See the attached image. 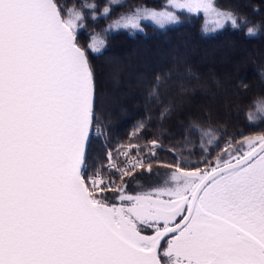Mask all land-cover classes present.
I'll list each match as a JSON object with an SVG mask.
<instances>
[{"label":"snow or ice","instance_id":"obj_1","mask_svg":"<svg viewBox=\"0 0 264 264\" xmlns=\"http://www.w3.org/2000/svg\"><path fill=\"white\" fill-rule=\"evenodd\" d=\"M170 3L240 27L214 0ZM141 19L178 21L174 11L136 8L109 28L139 29ZM83 20L58 0H0V264H264V134L229 141L187 168L181 158L164 164L163 186L135 194L125 178L152 172L157 139L143 145L147 153L131 143L108 150L106 164L86 173L90 133L103 134L89 50L104 41L92 35L82 46ZM199 131L212 145L215 133Z\"/></svg>","mask_w":264,"mask_h":264},{"label":"trees","instance_id":"obj_2","mask_svg":"<svg viewBox=\"0 0 264 264\" xmlns=\"http://www.w3.org/2000/svg\"><path fill=\"white\" fill-rule=\"evenodd\" d=\"M165 1L58 0L65 15L68 9L84 14V27L78 29L82 46L92 35L104 41L98 52L89 50L96 93L94 123L103 134L93 128L86 173L95 172L106 162L107 151L115 154L121 145H141L144 153L148 149L143 145L152 139L163 146L152 160L151 173L138 171L125 178L126 190L133 194L159 185L166 176L161 175L163 165L177 158L188 161L187 168L212 160L229 141L264 134V111L258 108L264 104V0H214L217 8L236 14L239 28L208 30L203 13L189 12H180L176 23L164 27L142 22V29L135 32L109 28L121 15L141 6L160 7ZM105 6L111 10L106 16ZM257 23L260 31L247 35V28ZM157 53L167 60L156 59ZM141 123L144 127L133 135ZM199 129L215 133L212 145ZM168 149H175V156ZM104 171L118 179L115 170Z\"/></svg>","mask_w":264,"mask_h":264},{"label":"rangeland","instance_id":"obj_3","mask_svg":"<svg viewBox=\"0 0 264 264\" xmlns=\"http://www.w3.org/2000/svg\"><path fill=\"white\" fill-rule=\"evenodd\" d=\"M139 8H147V9H155L156 11H164V10H167V11H174L175 12V14L177 15V17H178V14L180 13V12H188L186 9H177V8H175L171 3H170V0H166L165 2H164V4L162 5V6H160V7H147V6H141V7H139ZM135 11H133V12H131V13H134ZM131 13H128V14H131ZM190 13V12H189ZM197 13H203L202 11L201 12H197ZM128 14H126V15H128ZM204 14V13H203ZM204 16H205V27H206V29H208V30H212V31H216V30H219V29H221L222 27H218L217 26V24H216V20H215V18L214 17H212V16H208V15H205L204 14ZM119 19V18H118ZM117 19V20H118ZM116 21V20H115ZM114 22V21H113ZM112 22V23H113ZM142 22H151V23H154V24H156L155 23V21H153V20H151V19H141L140 21H139V24H140V28L139 29H133V28H131V27H129V28H119V29H125V30H129V31H139V30H141L142 29ZM111 23V24H112ZM170 24H173V23H170ZM157 25V24H156ZM167 25V24H166ZM226 25H231V23L230 22H226L225 23V25L224 26H226ZM223 26V27H224ZM114 30H117V29H115V28H113ZM162 54L161 53H157L156 55H154V57L157 59V58H161L162 60L164 59V60H167L166 58H163L162 56H161ZM152 59H154V58H152ZM170 59V58H169ZM163 60V61H164ZM155 61V60H154ZM97 131V130H96ZM95 131V132H96ZM243 150V149H242ZM112 151H114V150H112ZM136 155V152H135V154L133 155V156H135ZM107 162V161H106ZM106 162L104 163V164H106ZM164 173H166L165 171H162V173H161V175L162 174H164ZM166 176H167V173H166ZM166 176L165 177H162L161 178V183L159 184V185H157V186H155V187H159L162 183H163V181H164V179H166ZM160 178V177H159ZM154 187V188H155ZM133 194V193H132Z\"/></svg>","mask_w":264,"mask_h":264},{"label":"flooded vegetation","instance_id":"obj_4","mask_svg":"<svg viewBox=\"0 0 264 264\" xmlns=\"http://www.w3.org/2000/svg\"><path fill=\"white\" fill-rule=\"evenodd\" d=\"M163 184H164V181L159 187L163 186ZM145 234H151V229H146Z\"/></svg>","mask_w":264,"mask_h":264},{"label":"water","instance_id":"obj_5","mask_svg":"<svg viewBox=\"0 0 264 264\" xmlns=\"http://www.w3.org/2000/svg\"><path fill=\"white\" fill-rule=\"evenodd\" d=\"M95 100H96V93H95V99H94V107H95ZM93 130V129H92ZM92 136V131L90 133V137ZM91 140V139H90ZM88 147H89V144H88ZM88 147H87V150H88Z\"/></svg>","mask_w":264,"mask_h":264}]
</instances>
